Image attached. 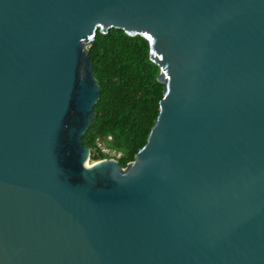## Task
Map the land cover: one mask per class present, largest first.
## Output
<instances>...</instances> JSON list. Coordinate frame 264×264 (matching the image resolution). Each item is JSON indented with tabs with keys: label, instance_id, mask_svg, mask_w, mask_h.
Listing matches in <instances>:
<instances>
[{
	"label": "water",
	"instance_id": "water-1",
	"mask_svg": "<svg viewBox=\"0 0 264 264\" xmlns=\"http://www.w3.org/2000/svg\"><path fill=\"white\" fill-rule=\"evenodd\" d=\"M112 27L164 83L126 166L82 140ZM0 264H264V0H0Z\"/></svg>",
	"mask_w": 264,
	"mask_h": 264
},
{
	"label": "trees",
	"instance_id": "trees-1",
	"mask_svg": "<svg viewBox=\"0 0 264 264\" xmlns=\"http://www.w3.org/2000/svg\"><path fill=\"white\" fill-rule=\"evenodd\" d=\"M88 50L100 95L82 140L91 149L90 161H95L104 156L95 139L111 136L110 145L122 151L119 162L126 166L146 143L159 113L164 94V83L157 79L160 69L150 59L147 38L121 28L97 30Z\"/></svg>",
	"mask_w": 264,
	"mask_h": 264
},
{
	"label": "built area",
	"instance_id": "built-area-1",
	"mask_svg": "<svg viewBox=\"0 0 264 264\" xmlns=\"http://www.w3.org/2000/svg\"><path fill=\"white\" fill-rule=\"evenodd\" d=\"M111 136L105 137H97L95 139V146L99 152H101L104 156L103 158H114L119 160L122 156V151L112 147L110 145Z\"/></svg>",
	"mask_w": 264,
	"mask_h": 264
}]
</instances>
